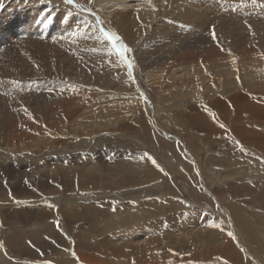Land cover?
Instances as JSON below:
<instances>
[{"label": "bare ground", "instance_id": "bare-ground-1", "mask_svg": "<svg viewBox=\"0 0 264 264\" xmlns=\"http://www.w3.org/2000/svg\"><path fill=\"white\" fill-rule=\"evenodd\" d=\"M63 1L65 0H0L1 20L2 18L5 20L4 17L6 16L11 17V14L14 16L11 19L8 18L10 19L9 24H11V29L13 25L16 26V19L18 18L22 26L26 25L23 28V33L26 34L29 30L34 29L33 26H30L21 17H16V15H25V12L28 10L29 21L31 23L43 22L44 26L47 27L45 25V21L47 20L44 21L45 17L46 19H50L54 27H59L57 31L59 36L62 35L59 37L61 38L60 47L57 46L54 51L49 52L50 49H53L51 47L52 44L50 43L51 45H49L51 47L50 49L46 48L49 42H45V44L39 39L40 35L37 34V30L35 31L37 29L35 27L33 30L34 33H28L29 35H27L34 41L26 43L21 39L13 48H4L6 51L4 50V54L1 53L3 57L0 56V127L4 128V123L7 126L21 127H15L16 131L10 129L11 133L9 135L0 132V171L4 170L5 174L21 176L34 169L36 171L43 169V166L45 168L52 166L50 169H55L56 167L59 168L58 165H61L59 163H70V167L66 169L64 174H69V168H74L77 173H75L76 176L78 175L82 181L80 187L84 190H91L90 183L92 180L99 182V173L97 174L98 171H95L97 165L108 164L106 159V153L108 152L105 153L103 149L105 146L102 145L106 143H110V145H113V143L121 145L120 142L107 141L109 136L104 134L108 133L107 131L110 132L114 129L116 131L118 128L122 129L127 127L118 124L117 117H113L115 113H121L123 108V116L132 114V116H129V120L135 122L140 127L142 126V129H144L143 136L147 134L146 131L151 134V131L146 129L145 125H148L146 122L152 124V120L148 119L147 113L143 111L142 102L139 98L140 94L135 85L137 84V87L142 88V90L147 89V94L151 92V88L155 90V101H157L158 97L159 102L161 101L163 103L162 105L164 111L167 113L166 115L169 116L177 112L181 117L186 116L184 118L185 125L189 126V129L191 128L190 130H193V134L197 133L192 145H188L194 153L196 166L200 169H205L208 173L209 180L213 182L211 184L209 182L208 184L211 193L215 196V193H223L225 188H228L230 191L231 183L229 181H232L235 175H241L242 172L238 171L239 169L236 168V165L249 161L251 154L248 155L244 151L238 152L240 150L238 148L239 143L234 142L232 139L233 136H230L232 130L231 132H227L222 128L220 123L218 124L213 119V109L219 107L222 115L225 113L228 115L229 110L238 105L241 109L245 110L248 106L244 102H249L248 98L250 95L248 93L255 92V86L257 84H259V87L264 88V56L260 52L262 49L258 51L250 47L249 44L251 32L257 34L264 33V0H76V3L83 5L85 8H91L92 12L96 14V17H99L104 22L106 29H115L122 36L125 44L133 48V56H135L133 72L135 70V75L138 77V81L135 84L127 77L129 73L128 69L118 54L97 31L96 17L89 12L82 11L74 5H70L71 8L75 9L74 11L67 10ZM235 5H238L237 8L241 7L239 11L240 15L234 14L233 10ZM218 14H223L222 18L221 16L217 18ZM85 21L92 27L85 26ZM209 23L211 24L209 25ZM248 25H251V28ZM213 26L215 28L216 39H213L212 36ZM17 36L19 37V35ZM36 37L45 44L41 46H45V49L39 48V43L35 40L37 39ZM1 44L5 45L4 43ZM35 48L42 50V54L46 55L40 54L41 57L43 56L47 60L46 62L43 59H38V56H35L34 51H37ZM254 50L257 53H253ZM56 51L61 53L59 54V58L54 55ZM65 61H70L75 65L80 73H83V76H77L73 69L66 66ZM52 74H55L56 77L52 78ZM110 82L115 88L114 91H111L112 99L115 97L113 102L104 100L97 101L88 108L84 106L83 111L79 113L81 114L80 116L78 114L75 116L74 112H68L71 102H82L81 98L85 97L82 91H91L95 88L101 91V85ZM79 92H82L84 96L78 97ZM103 92L105 97L108 95H105V93H110L107 89H103ZM110 96L108 95V97ZM226 97L229 98L220 99ZM78 98L81 101L77 102L76 100ZM86 98L83 99L86 101ZM99 99L101 100V97ZM116 100L121 102H116ZM154 104L155 107L150 108L153 109V112L150 110L151 113L149 115L153 118L154 114L156 116L158 114L157 117H159V122L161 123V116L163 114H159L158 103ZM255 107L261 109L262 106L257 105ZM251 110L253 112L255 108L252 107ZM59 114L62 115L61 119H58ZM258 115L260 114L258 113ZM126 118L128 119L127 116ZM163 118H165V114ZM108 119L111 120L108 121ZM127 119L126 121H128ZM227 120L229 122V119ZM68 123L70 125L72 124V126H69ZM129 125L131 126V124ZM239 128L243 129L242 133L238 130L237 133H234V136L239 141L242 140L243 143H250L252 139L257 138L260 141L258 143L259 147L264 150V132L257 131L258 133L256 132L255 134L254 130H249V128H242L240 125L237 126V129ZM187 133L189 132L187 131ZM250 133H254L255 136L251 138ZM190 134L192 135V133ZM202 134L208 135L202 137ZM257 134L261 136L260 140ZM154 136L156 137V144L160 146L159 148L163 149L164 145L175 159H170L171 155L168 156L165 150L164 153H160L158 150L156 151L150 147L149 150L158 153L173 168L184 166L185 163L181 159L183 155L178 153L175 143H166L160 136ZM130 139L132 140V138ZM200 140H204L201 146L202 148H197L196 146H199ZM216 143L220 144V149H213V145ZM65 145H69L70 149L65 148ZM88 148H98L102 157L98 154V157L95 156V158H89L87 161H84V151H87ZM203 148H205L204 151L206 153H212V155H207L206 159H202L203 155L201 156L202 152L200 150ZM69 151H72V153H69ZM30 161L35 165L31 166ZM216 163L232 169L226 172L223 170L222 172V169L215 166ZM116 164L118 166L117 173L119 177H113L110 180L106 176L103 185L104 189H121L120 187L124 185L132 186L135 182L148 183L153 177L147 174L156 169L152 167V163L145 157L135 162L129 160L127 163H123L128 168L126 170H121V161H117ZM39 166L42 167L39 168ZM185 166L190 167L188 170L186 167H183V169L189 171V175L195 173V166L193 167L191 163L190 165L185 164ZM88 170L93 174H89ZM48 171L50 172V170ZM94 171L96 172L95 174ZM100 171L104 172V170ZM251 173L249 172L250 176L252 175ZM47 174L49 173L47 172ZM88 175H92V177ZM192 176L196 177L194 174ZM22 179H20L19 184L23 183ZM34 184L37 187L41 185L37 184V179L34 181ZM198 185L195 183L191 184L192 194L200 199L207 200L208 198L199 194L202 191ZM166 187L171 189L169 185ZM52 188L54 187L52 186ZM181 188L183 189V187ZM250 189L252 190V188ZM27 190L28 188L26 190L20 188L18 193H26ZM152 190L138 188L136 191L131 190L125 192L128 195V203L113 212L112 217L105 216L104 213H101L102 211L100 215L99 213L96 214V210L94 211L95 206L87 205L85 216L90 221L86 223L87 226L85 227V232L82 233L83 236L81 237L80 233V237H76L75 242L76 254L79 256L78 260L84 264H115L117 259L129 258L133 254L138 255V257H143L145 253L146 255L143 257V260L139 259L138 264H154L155 260L153 257L150 258V255L153 254L156 257V254L159 253L158 255H160L161 251L170 253V246L166 243L164 245L165 249L158 252V250L156 251L157 248H154L151 242L154 243L159 238L154 237V240H141L154 231H162L164 229L168 230L167 234L163 237L165 241L168 243L177 241L180 243V247H187L189 244L194 243L192 248L197 249L196 247H199L205 241L207 242L209 240L208 238H203L202 234L206 230L200 226L190 227L191 230L187 231V235L181 236L182 238L179 237L180 233L177 234L173 230V227L176 225L174 222L179 220L180 217H186L184 216L185 214L175 217H165L162 220L154 222L150 220L144 226H141L140 220H149L151 215H155L153 210L147 207L151 205L155 206V204H164L168 201V199H165L162 203L155 201L153 199L155 193ZM142 192H145V195L137 196ZM238 193L234 194L239 195L240 198L245 200L246 197H242L245 193H240V190ZM241 194L242 196H240ZM77 195H82V193ZM93 195L90 197H94ZM34 196L37 198V201H40L41 198L39 195ZM105 196L106 194L100 193V197L97 198L101 200ZM232 197L227 196L225 199V195H223V201L218 199V202H222L220 206H223L222 208L229 212V215L230 213L232 214L237 224H242L246 230H244V233L247 234L250 244L254 245L260 253L262 252L261 255L264 256L263 219L259 220L258 215H255V212L253 214L252 210H246L249 213L245 215L243 212L244 209L237 207L234 196L232 195ZM52 199L58 201L57 203L63 210L62 214L67 218H73L77 214L76 212L80 209V203L82 202L81 199H78V196L66 195L59 197L54 195ZM137 199H141V202L138 204L135 201ZM46 203L47 201L45 202L43 200L42 204ZM14 206L26 207L27 205L25 203H17ZM139 206L146 208L139 209ZM254 209L258 211L256 208H253V211ZM14 210L19 211L18 219L19 217L22 218L21 226L36 219L43 226V229L38 231V234H46L52 241H43L42 243L47 249L44 250L42 248L43 254H37L33 249L24 245V239L26 238L22 239V237H24L23 233L25 232L20 228L19 221L11 224L13 226L11 231L1 229L0 244L8 253V257L12 259V264H26L28 261L26 259L28 258L33 261H35L34 258L50 259L57 262V264L76 263V260H73L69 255V249H71L72 243L69 242V238L67 239L66 231L61 226H59V231L58 229H54L51 223H45L46 225H43L46 220H44L45 216L39 212V209L14 208ZM38 212L40 214H37ZM29 213L32 214L29 215ZM24 215L28 216L24 218ZM196 217L194 212H192L186 219L191 220L189 223H195ZM255 221H257V224ZM261 221L263 222L260 223ZM17 224L19 225L16 228ZM98 226L105 227L106 234L102 233V231L97 236L92 237L93 243L85 240L86 234ZM119 226L127 227L126 231L124 233L119 231L121 230ZM215 226H211L210 229H213ZM71 229H75L74 224L71 225ZM212 231L215 232L216 230ZM252 231H255V234ZM32 232L33 230L31 234ZM55 235L58 237L57 240L53 237ZM125 237H127L126 240L124 239ZM253 237H256L257 241H252ZM219 239L221 240V238ZM118 240L120 241L118 242ZM173 246L178 247L176 244H173ZM106 247L108 248L106 249ZM237 248L236 241L227 234L226 238L220 242V246L216 249L217 251L215 253L232 264H252L251 261H247L248 263H246V256ZM50 252L51 255H49ZM103 253L114 258L112 263H109L110 261L103 262L101 261L102 259L94 256V254L102 255ZM166 256L167 259L163 260L165 264H184L183 262H186L184 259L181 262V257H175L172 254L170 258H168V255ZM132 257L135 258L136 256ZM190 257L189 254L186 256L188 262L192 261ZM131 258L130 260H133ZM1 260L0 264H2ZM106 260L108 261L109 258ZM120 264L127 263L120 262Z\"/></svg>", "mask_w": 264, "mask_h": 264}, {"label": "rangeland", "instance_id": "rangeland-1", "mask_svg": "<svg viewBox=\"0 0 264 264\" xmlns=\"http://www.w3.org/2000/svg\"><path fill=\"white\" fill-rule=\"evenodd\" d=\"M63 2L65 3L67 10H71V11L75 10V9L71 8V6L69 4H67L65 1H63ZM237 6L238 5H235L233 12L235 15H240L239 11L241 10V7L237 8ZM217 9H219V7H217ZM28 14L29 13L27 10V12H25V15L24 14L23 15H16V17L17 18H18V16L21 17L22 20H24L25 22H28L30 26L34 27V29H35V27H37V29H35V31L37 30V34L40 35V37L39 36H37V37H39V39H41V41L44 43L49 42V44L47 45L48 47H46V48H48V49H50L51 47L53 48V49H50L49 52L52 50L54 51L55 48H57V46L60 47V41H61L60 39L61 38H59V37L62 35L59 36V33L57 31V29L59 27H54V25H52V22L50 21V19H46L45 17H44V21L47 20V21H45L46 22L45 25L48 28L44 26L43 22L42 23H31L29 21ZM219 16H221V18H222L223 14H221V15L218 14L217 18ZM12 17H14V16H12V14H11V17H9V16L4 17L5 20L3 18L1 20V17H0V22H1L0 23V34H1L0 35V37H1L0 38V44L4 43L6 45V46L3 44L0 45V49H1L0 50L1 51L0 56H2V57H3L2 54H4V50L7 49V47H8V49L13 48L15 45L18 44L19 41H21V39H22V41L24 40V42H26V43L34 41V40H32L31 37L27 36L29 34L34 33L33 32L34 29L29 30L26 34L23 33L24 32L23 28L26 25L22 26V23L18 20L19 18L16 19V23H15L16 26L13 25V27L11 29V24H9V23H10V19ZM8 18H10V19H8ZM210 24L211 23H209V25ZM17 28H18V30H17ZM45 28H47V29H45ZM53 28H55V30H53ZM251 33H252V34H250L251 38L249 39L250 47L257 49L258 51L260 49H262V50H260V52L264 56V33H261V34H257V33H253V32H251ZM5 34H7V35H5ZM42 34H44V35H42ZM17 35H19V37ZM14 36H16V37H14ZM26 36L28 37V41H27ZM41 37H43V38H41ZM5 38H7V39H5ZM25 38H26V40H25ZM37 39H35V40L38 41L39 48L45 49V46L41 47V46H43L44 43H42L39 39L38 40ZM49 45H51V47ZM36 50L37 51H34L35 56L36 57L38 56L37 57L38 59L39 58L43 59L44 62H46L47 60H45L44 57L43 56L41 57V55H40V54H42V50H40V49H36ZM31 51H33V50H31ZM58 51H56L54 54L57 58H59L60 57L59 54H61ZM253 53H257V52L254 50ZM38 54L40 55V57ZM42 55H45V54H42ZM64 63L66 64V66H69L71 69H73L76 72L77 76H83V73H80V71L77 69V67L75 65H73L70 61H65ZM128 72H129V69H128ZM133 76H134V79L136 81H138V77L135 75V70L133 72ZM55 77H56V75L52 74V78H55ZM127 77L132 81L133 77H130L129 73H128ZM57 78L60 79L59 77H57ZM61 79H63V78L61 77ZM108 82H109V80H108ZM110 83L102 84L101 85V91L98 90L97 88H95L91 91L90 90H87L85 92L82 91L85 94V97H83L84 94L82 92H79L78 97L79 96H81L83 98L87 97L86 101H85V99L81 98L82 102H80V103H74V101L71 102L68 112L69 113L74 112L75 116H77V114L80 116L81 114H79V113L83 111L84 106H85V108L86 107L88 108L90 105H93L97 101H104V100H110L113 102L114 101L113 99L115 97L112 99L111 91H114L115 88L113 87L114 85L112 83H111L112 84L111 85ZM133 83L135 84V81ZM135 85H136V88L140 94V95L139 94L138 95H139V98L142 102L141 104H142L143 111L145 113H147V115H148L147 118L152 120V124H150L149 122H146V124L148 123V125H145L146 129L151 131V134H149L148 131H146L147 134H145L143 136L144 129H142V126L140 127L135 122L129 120V116H132V114L129 116H128V114L123 116V114H124L123 108L121 110V113H118V114L115 113L113 115V117H117V119L119 121L118 124L121 126L125 125L127 127H124L122 129L118 128V129H116V131H115V129L111 130L110 132L107 131L108 133L104 134V135L110 137V138L108 137L107 141L111 140V142L112 141L120 142L121 145H118L115 143H113V145L112 144L110 145V143H108V144L106 143V144L102 145V146H105L103 148L105 150V153L108 152V153H106V156H107L106 159L108 161L107 162L108 164H104L101 166L97 165L95 171H98L97 174L99 173V176H100L99 182L92 180V182L90 183V187H92L91 190H84L80 187L82 181L78 177V175L76 176L77 173L74 170V168H69V170H70L69 174L68 173H67V175L64 174L66 169L68 167H70L69 166V165H71L70 163L69 164L59 163L61 165H58L59 168L56 167L55 169H50L52 166L45 168L42 165L43 167L39 166V168L42 167L45 170L40 169V170L36 171V169H34V170H31L30 172H28L24 175H21V176H14L11 174H5L4 170H1L0 171V231H1V229L5 230V231H11L13 229V226L11 224L19 221L20 228H22L23 232H25V233L22 232L24 235V237H22V239L26 238V239H24V241H25L24 245L33 249V251L35 253L37 252V254H43L42 248L44 250H46L47 247H45L42 242L43 241H50L51 242L52 240L46 234H43V235L38 234L39 233L38 231L43 229L41 222L34 219L32 222L21 226L22 225V223H21L22 218L19 217V219H18L19 211L14 210V208H17V209L29 208L31 210L39 209L40 210L39 212H41L42 215L45 216L44 220H46V222H44L43 225H46L45 223H48V224L51 223L53 225L54 229H58L59 231H60L59 226H61V228H63L66 231L65 233L68 236V237L66 236L67 239L69 238L68 239V240H70L69 242L72 243V247H71V249H69V252H70L69 255L72 257L73 260H76L75 264H84L78 260L79 256H78V254H76L77 251L75 249V242H76V237H80V233H81V237L83 236L82 233L85 232V227L87 226L86 223H88L90 221V219L85 216V213H86L85 211H86L87 205L88 206L91 205L93 207L95 206L94 211L96 210V214L99 213V215H100V212L102 211L101 213H104L105 216L112 217L113 212H115L117 209H119V207H122L128 203L127 202L128 195L125 194V192L131 191V190L136 191V189H138V188H143L144 190L148 189L149 191H150V189H153L152 192L155 193L153 199H155V201L162 203V201H164L165 199H168L169 202L167 201L164 204H160V205L155 204V206L151 205V206L147 207L150 210H153L155 215H153V216L151 215L149 220L146 218H145L146 220H144V219L140 220L141 226H144V224L150 220L154 222V221L162 220L165 217L166 218L171 217V216L175 217L177 215H181V214L184 215L185 214L184 216H186V217H180L179 220L174 222L176 224L173 227L174 229L172 228L175 232H177V234L180 233L179 237L187 235L188 234L187 231L191 230L190 227H192V226H198L199 227L200 226V227H203L204 230H206V231H204L205 236H204V234H202L203 238H208L209 240H207V242L205 241V243L201 244L199 247H196L197 249L192 248V245H194V243L189 244L187 247H180V243L177 241H173L171 243H168L165 241V239L163 237L167 234L168 230L164 229L162 231H154L151 234H148L146 236L144 235L145 237H143L142 238L143 240H141V241H145L146 239L154 240L153 239L154 237L159 238L158 241H156L154 243L151 242V244H153L154 248H157L156 251L158 250V252H160L162 249H165L164 245H166V243H167L170 246V249H171L170 253L172 254V256L174 255L175 257H179V258L181 257L180 258L181 262H182V259H184L186 261V262H183L184 264H222V263L223 264H226V263L232 264V263H229L226 260H224L223 257L221 258V256L216 254L215 251H217L216 249L219 248L220 242H222L226 238L227 234L233 233V236H230V235L229 236L234 241H236V245L239 248V251H241L246 256V258H247V259L245 258L246 263H248L247 261H251L252 264H264V256L261 255L262 252L260 253V251L258 249H256V247H254V245L250 244V241H248L247 234L244 233L246 230L242 226V224H240L241 225V227H240V225L237 224V221L233 218L232 214L230 213V215H229L228 214L229 212H227L225 209H223L222 208L223 206H220L222 204V202H220V201H223L222 200L223 195H225V199L227 196H229L230 198H233L232 197V195H233L235 202L237 204V207H239L241 209L243 208L244 209L243 212L245 215H246V213L247 214L249 213L248 212L249 210L250 211L252 210L253 214L256 213L255 215H258V217L260 218V219L258 218L259 220L263 219V221H264V213L262 215V212H264V209H263L264 208V189H263L264 188V150L259 147L258 143L260 141H258L257 138L252 139L253 142L251 140L250 143H243L242 140L239 141L234 136V133H237L238 131L242 133L243 129H241V128H239L240 130L237 129V126H239V125L242 128H249V130H254L255 134L257 131L264 132V114H262V113H264V110H263V107H264V104H263L264 103V94H263L264 88L259 87V84H257L255 86L256 87L255 92H253V93L249 92L248 93L251 97L249 96V98H248L249 102L248 103L244 102L246 104V106H248L247 108H245V110L241 109L238 105V106L230 109L228 115H226L227 113L222 115V111L220 110L219 107H216L213 109L214 110L213 111V119L215 121H217L218 124L220 123L222 128L225 129L227 132H231V130H232L233 133L231 132L230 136L231 137L233 136L232 139L234 142L239 143L238 148L240 150L238 152L240 153V152L244 151L248 155L251 154L249 157V161L238 163L237 164L238 166L236 165V168L239 169L238 171H242V172H241V175L240 174L235 175L233 180L229 181L231 183L230 184V188H231L230 191L228 190V188H225V191H223V193H221V192L215 193V196H214L211 193L210 188L208 187L209 182H210V184L213 182H211L209 180L208 173L206 172L205 169H203V168L200 169L198 166H196L197 164H196V161L194 159L195 158L194 153L189 148L188 144L192 145V143L194 142L193 139L197 135V133L193 134V130H190L191 128L189 129V126L185 125L186 123H185L184 118H186V116L184 115V117H181L177 114V112H176V114L172 113V115H169V116L166 115L167 113L163 109V105H162L163 103L161 101L159 102L158 97H157V101H155L156 92L154 89L151 88V92H150L151 94L150 93L147 94V89L142 90V88L137 87V84H135ZM257 88H258V90H257ZM103 89H107L110 91V93L107 92V93H105V95L106 94H108L109 96L111 95L110 96L111 99H110V97H108V95H107V97H105L103 95L104 94V92L102 93ZM89 93H91V94H89ZM97 94H99V95H97ZM112 94H113V92H112ZM147 96H148V98H147ZM252 96H254V97H252ZM98 97L99 98L101 97V100ZM107 98H109V99H107ZM228 98L229 97L220 98V99L222 100V99H228ZM254 98H256V99H254ZM81 99L78 98L76 101L77 102L81 101ZM255 101H257V102H255ZM116 102H121V101L116 100ZM258 102H259V104H258ZM154 103H156V104L158 103L159 114L160 115L163 114V116L165 114V118H163V116H161L162 117L161 123L159 122V120H160L159 117H157L158 114H157V116L154 114L153 118L149 115V113H151L150 110H152V112H153V109H150V108L155 107ZM252 103H254V104H252ZM257 105L258 106L261 105L262 106L261 109L258 108L259 109L258 110L257 107H255ZM252 107L255 108V111H253V112L251 110ZM248 109H249V111H248ZM257 111L260 115H258ZM59 115H60L59 118L58 117L57 118L61 119L62 115L61 114H59ZM126 116L128 117V119L126 118ZM170 116H172V118H170ZM73 117H74V115H73ZM238 117H240V118H238ZM126 119L129 122L126 121ZM227 119H229V122ZM109 120H111V119H108V121ZM155 122H158V123H155ZM234 122L236 123L235 126H234V124H235ZM126 123H128V124L126 125ZM68 124H69V126H72V124L71 125H70V123H68ZM129 124H131V126ZM3 126H5V127L4 128L0 127V132L3 134H6V135H9V133H11L10 129H14V131H16L15 129L17 127H21V126H7L5 123ZM150 126H151V128H150ZM230 126H232V127H230ZM22 127H27V126H22ZM1 129H3V130H1ZM186 130L189 133H187ZM140 131H141V133H140ZM186 133L188 136L186 135ZM190 133H192V135ZM254 133H250L251 138H253L255 136ZM154 135L160 136L163 140H165L166 143L167 142L175 143V146L178 149V153H181L183 155V157L181 158L182 161L186 165H188V164L190 165V163H191V165L193 167L195 166L194 167L195 173H192L189 175V171H187V170L190 167H186L185 164H184V166L182 165V167L178 166L177 168H173L172 166H169L168 163L165 162L166 159H164L158 153L150 151L149 147L155 149L156 151L158 150V152H160V153H164V150L167 151V148L164 145H163V149L159 148L160 146L158 144H156V142H155L156 137ZM205 135L207 136L208 134H202L201 136L206 137ZM250 135H248V136H250ZM257 137H259V140H260L261 136H258V134H257ZM130 138H132V140ZM222 140H223V137H222ZM148 141L150 142V144ZM203 142H204V140H200L199 146H196V147L202 148L201 146L203 145ZM146 144L147 145L149 144V145L147 146ZM78 146L80 147V145H78ZM64 147L70 149L69 145H65ZM76 148H78V147H76ZM220 148L221 147H220L219 143L218 144L216 143L213 145V149H220ZM238 148H236V149H238ZM204 149L205 148L200 150L202 152L201 156L203 155L202 159H206L207 155L208 156L212 155V153H206L204 151ZM69 153H72V151H69ZM84 153H85L84 154V156H85L84 161L85 160L87 161L89 158L90 159L95 158V156L98 157V154L100 155V151L98 148H96V149L88 148L87 151H84ZM92 153H94V154H92ZM165 153L166 154L168 153L167 154L168 156H170L172 154L169 151H167ZM46 156L48 157V155H46ZM100 157H102V155H100ZM144 157L146 159H148L150 163H152V167L156 168L153 172H150L147 174V175L152 176L153 179L148 181V183H146V182H135V184L132 186L124 185L123 187H120L121 189H115V188L114 189H104L103 185H104V182L106 180V176L109 177L110 180H111V178L113 179V177L118 176V173H117L118 172V169H117L118 166L116 164L117 161H121V167H122L121 170H126L128 168L123 163H127V161H129V160H132L133 162H135L137 160L143 159ZM172 158H173V156L171 155L170 159H172ZM173 159H175V158H173ZM40 160H42V159H40ZM153 161H155V163H153ZM179 161H181V160L179 159ZM187 161H188V163H187ZM29 163L31 166L35 165V164H32L31 161ZM220 165H222V164L216 163L215 166H218L220 169H222V172H223V170H225V172H226L229 169H232L230 167L228 168L227 166H220ZM183 167H186L187 170L183 169ZM97 168L100 170H104V172L98 170ZM181 169H182V171H181ZM216 169H217V167H216ZM48 170H50V172ZM95 171H94V174L96 173ZM235 171H237V170H235ZM47 172L49 174H47ZM249 172L250 173L253 172V173H251L252 174L251 176L249 175ZM88 173L93 174L89 170H88ZM246 173H248V174H246ZM74 174H75V176H74ZM193 174L196 175V177H193L192 176ZM253 174H254V176H253ZM103 175H104V177H103ZM88 176L92 177V175H88ZM242 177H244V178H242ZM20 179H22V181H23L22 184H19ZM36 179H37V184H41L43 187L41 185H39L37 187V185L34 184V181ZM169 181H171V182L169 183ZM233 181H235V182H233ZM192 183L199 184L198 187L202 191L199 194L201 196H205L206 198H208L207 200L206 199H200L196 195L192 194V191H191V184ZM247 183H249V184H247ZM66 184H67V188H66ZM168 185L171 186V189L166 187ZM253 185H254V187H253ZM52 186L55 189L52 188ZM239 186L241 187V189ZM33 187H35V188L33 189ZM45 187H47V188H45ZM181 187H183V189ZM20 188H24L25 190L28 188V190L26 193L20 194V193H18ZM250 188H252V190ZM93 190H95V191H93ZM154 190H157V191H154ZM239 190H240V193H242V194L245 193V194H243V196H242V194L240 195L244 198L246 197L245 200L240 198L239 195L234 194V193H238ZM252 192L254 194H250ZM80 193H82V195H77ZM100 193L106 194L105 198H102L101 200L98 199L97 197H100ZM247 193H249L251 196L248 195ZM93 194H97V195H93ZM34 195H39L41 198L40 201H37V198ZM54 195L59 196V197H64L66 195L67 196H73V197L78 196V199H81L82 202L80 203V205H81L80 209H78V211L76 212L77 213L75 215L76 217L74 216L73 218H70V217L67 218L65 215H63L62 214L63 210L61 209L60 205L57 203L58 201H54L52 199ZM92 195L94 197H90ZM143 195H145V192L139 193L137 196H143ZM261 195H263V196H261ZM95 199H96V201L94 202ZM218 199L220 200L219 202H218ZM43 200H45V202L47 201V203L42 204ZM16 201H22L27 206L26 207H15L14 205L17 204ZM135 201L138 204L141 202V199H137ZM170 202H171V204H170ZM247 202L251 205L248 206L249 204ZM36 203H38V204H36ZM94 203H98V204H94ZM246 207H248V208L250 207L252 209H250V208L248 209ZM138 208L139 209H145L146 207L139 206ZM253 208H256L258 211H255V209L253 211ZM129 210L131 211V209H129ZM190 210H192V211H190ZM246 210H248V211L246 212ZM39 212L37 214H40ZM192 212H194V215L197 216L196 222L195 223L192 222L193 224L189 223V221H191V220L186 219L187 216L190 215ZM30 214H32V213H29V215ZM26 216H28V215H24V218ZM57 221L59 222V226H57V223H56ZM263 221H261L260 223H262ZM255 222L257 224V221H255ZM251 223H253V222H251ZM73 224L75 226V229L72 230L71 225H73ZM18 225L19 224H17L16 228L18 227ZM211 226H215V227H213V229L212 228L210 229ZM67 228H69V229H67ZM104 228L105 227H103V226L96 227L90 233L86 234V236H85L86 238H84V239L93 243L94 241L92 240L93 239L92 237H95V235L97 236L102 231H103L102 233L106 234V231L104 230ZM119 229H121L119 231L124 233L126 231L127 227L119 226ZM32 230H33V232L31 234ZM212 230H216V231L214 232ZM27 232H28V234H27ZM252 232L255 234V231H252ZM216 233H218V234H216ZM51 235H52V233H51ZM39 236H41V237H39ZM53 237L56 240L58 239V237L56 235ZM107 237H109V236H107ZM263 237H264V235H263ZM60 238L65 241V239L63 237L60 236ZM219 238H221V240ZM124 239L126 240L127 237H125ZM119 241L120 240H118V242ZM252 241H254V242L257 241L256 237H253ZM173 244L178 245V247H174ZM131 245H134V244H131ZM155 245H157V247H155ZM241 247H242V249H241ZM107 248L108 247H106V249ZM72 250H73V252H71ZM176 252H178L179 254L178 253L176 254ZM73 253H75V255H73ZM106 253L105 254L103 253L102 255L101 254H94V256H97V258L102 259L101 261H103V262H109L110 261L109 263H112L114 258L112 256H109ZM170 253L161 251L160 255H158L159 253H157V254L155 253L156 257L153 254H151V255L149 254V255H150V258L151 257L154 258V260L156 262V263L154 262V264H162V263L165 264V261H163L164 259H167V256L165 257V255H168V258H170V257H172ZM188 254L191 256L190 257V259H192L191 262H188V260L186 258V256ZM49 255H51V252L49 253ZM145 255L146 254L144 253L143 257ZM8 256H9L8 253L5 251L4 247L0 244V260L2 259L1 260L2 264H12V261H11L12 259ZM40 256L42 257V255H40ZM132 256H136V257L133 258ZM131 257H129V258L126 257L125 258V259H127L126 261L123 258L117 259V261H115V264H120V262H126L127 264H132V263L138 264V261L143 260V257H138V255H136V254L131 255ZM108 258H109V260L107 261L106 259H108ZM130 258L133 260H130ZM34 259H35V261H33L29 258L26 259V260H28L26 264H46V262H51V264H57V262L50 260V259H47V260L45 258L44 259L34 258ZM160 260H162V261H160Z\"/></svg>", "mask_w": 264, "mask_h": 264}, {"label": "snow or ice", "instance_id": "snow-or-ice-1", "mask_svg": "<svg viewBox=\"0 0 264 264\" xmlns=\"http://www.w3.org/2000/svg\"><path fill=\"white\" fill-rule=\"evenodd\" d=\"M65 2L69 5H74L77 8H80L84 12H89L91 13L94 17H96V14L92 12L91 8H85L83 5L76 3V0H65ZM97 20V31L103 36V38L111 45L113 49L116 50L117 54L121 57L124 58L127 64V67L129 68V76L133 77L132 69H133V62L131 59H128L126 56V53H129L132 51L131 48H129L122 40V38L114 31L111 29H106L104 27V22L99 19V17H96ZM247 23V22H245ZM85 26L87 27H92L91 25L87 24V21H85ZM249 28H251V25H248ZM86 34V33H85ZM212 36L213 39H216V33H215V28L213 26L212 29ZM134 78V77H133ZM27 111V109H25ZM155 163V161H153ZM17 203H23L22 201H16ZM57 226H59V222L57 221ZM230 236H233V233H228ZM75 255V253H73ZM46 264H51V262H46Z\"/></svg>", "mask_w": 264, "mask_h": 264}]
</instances>
